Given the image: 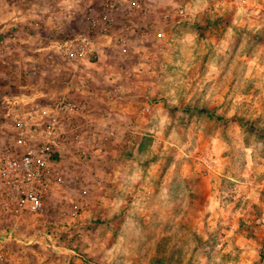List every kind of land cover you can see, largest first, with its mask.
I'll list each match as a JSON object with an SVG mask.
<instances>
[{
    "label": "rangeland",
    "instance_id": "rangeland-1",
    "mask_svg": "<svg viewBox=\"0 0 264 264\" xmlns=\"http://www.w3.org/2000/svg\"><path fill=\"white\" fill-rule=\"evenodd\" d=\"M111 1L108 43L107 0H0L21 41L0 42V147L14 112L88 111L43 209L0 215V264H264V0Z\"/></svg>",
    "mask_w": 264,
    "mask_h": 264
},
{
    "label": "built area",
    "instance_id": "built-area-1",
    "mask_svg": "<svg viewBox=\"0 0 264 264\" xmlns=\"http://www.w3.org/2000/svg\"><path fill=\"white\" fill-rule=\"evenodd\" d=\"M114 6V2L107 0L102 15L90 18L91 26L98 27L108 43L113 38L110 29ZM179 14H184L183 10H179ZM92 44L88 36L66 39L62 43L63 52L81 58L92 52ZM86 111L85 103L61 94L53 100L50 113L43 121H32L25 116L16 120V136L10 144L0 147L1 216L19 211L37 213L43 209L51 184L63 182L54 166L57 154L62 150L63 139L69 133L79 136L80 126L74 119ZM5 235L7 239L15 238L11 229Z\"/></svg>",
    "mask_w": 264,
    "mask_h": 264
},
{
    "label": "crops",
    "instance_id": "crops-1",
    "mask_svg": "<svg viewBox=\"0 0 264 264\" xmlns=\"http://www.w3.org/2000/svg\"><path fill=\"white\" fill-rule=\"evenodd\" d=\"M16 9H14V10H12V11H10L9 13H8V16H7V18L5 19L6 21H8V22H6V21H0V24L1 25H4V26H11V25H15V22H16V20H18V16H17V14H16ZM5 22V23H4ZM3 29V28H2ZM20 41V39H19V37L17 38V35L16 34H12L11 33V35L9 34V35H6L5 37H3V35H1L0 36V42L1 43H3V42H9V43H11V44H16V43H18ZM21 42V41H20ZM5 58H7V53L6 52H4V50L3 49H1L0 48V60L2 61V60H4ZM30 69H34V67H32V68H30ZM22 83V82H21ZM21 83H20V81L17 79L16 80V83L15 84H17L16 86H15V89L16 88H18V89H21L22 88V86L23 85H21ZM23 84V83H22ZM37 93V92H36ZM26 97V96H25ZM23 98L24 97H21L20 96V98H18V99H21V101L23 100ZM36 98V94L35 93H33L32 94V96H30V97H27V99L28 100H33V99H35ZM18 102H19V100H18ZM9 103H11V102H9ZM21 104H23V105H25V103H21ZM46 111V109H43V110H41V111H39L41 114L43 113V112H45ZM87 112L88 111H86L81 117L82 118H85L86 119V114H87ZM37 114H38V111L36 112ZM32 114H34L33 112H30V111H26V110H24V112L22 111V112H20V113H18V112H14L12 115H23V116H30V117H33V115ZM36 114V115H37ZM90 116V115H89ZM88 119H90V120H88ZM87 122L86 123H91V122H93V120L90 118V117H87V120H86ZM111 121L113 122V120L111 119ZM81 131V130H80Z\"/></svg>",
    "mask_w": 264,
    "mask_h": 264
}]
</instances>
